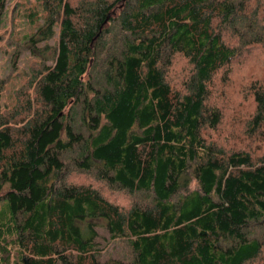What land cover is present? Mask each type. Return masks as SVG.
<instances>
[{
	"label": "trees",
	"instance_id": "obj_1",
	"mask_svg": "<svg viewBox=\"0 0 264 264\" xmlns=\"http://www.w3.org/2000/svg\"><path fill=\"white\" fill-rule=\"evenodd\" d=\"M38 1L42 24L22 40L38 59L33 98L0 115V264L261 261L264 155L252 145H264V64L243 85L215 80L238 51L225 37L264 49V0ZM53 35V51L37 46ZM175 57L187 64L180 88L168 80ZM222 126L221 144L210 138ZM73 146L75 170L125 194L127 208L68 182L60 156ZM98 226L129 262L97 261Z\"/></svg>",
	"mask_w": 264,
	"mask_h": 264
},
{
	"label": "rangeland",
	"instance_id": "obj_2",
	"mask_svg": "<svg viewBox=\"0 0 264 264\" xmlns=\"http://www.w3.org/2000/svg\"><path fill=\"white\" fill-rule=\"evenodd\" d=\"M74 1L76 0H70L71 3ZM43 18L44 13H42L38 0H5L3 13L0 18V115L5 118H10V114L12 116L17 114L18 102L22 99L19 94L22 93L23 95H27L30 99L33 98V88L28 85L31 83V76L35 73L36 69H38V59L31 55L30 49L27 48L25 45L26 43H22V40L34 35L35 31L42 24ZM260 19H262V15H260ZM108 28L113 29L114 27L108 26ZM223 40L227 44L235 46L238 51L236 57L232 60L227 69L219 73L218 78L215 80V86H220L222 76L227 77V83L230 85H234L239 81L238 85H243L247 80L256 76V70L254 69L256 67V61L264 64V49H247V47H240L239 40L236 38L225 37ZM56 41V35H53L47 40L38 43L37 46L42 48L43 45H47L49 51H53V47L56 46ZM114 41L116 42V47L119 49L121 45L120 40L115 39ZM114 47L113 42L110 41L104 50H99L96 54L98 60H106V54H111ZM50 62V60L42 61L46 66L49 65ZM186 69L187 64L185 60L175 57L167 70L170 84H174L176 88H180L179 80ZM89 73L90 74L87 76L91 86L98 90L100 88L99 84L96 83L98 72L93 71L92 68ZM31 85H33V81ZM240 89L241 88H237L236 91L239 92ZM217 96L227 101L230 98V93L219 87L217 89ZM224 101L222 102L224 103ZM31 102H34V100ZM34 107L35 104L33 109ZM76 109L78 113L80 105L76 106ZM225 116H228V113H225ZM76 125L79 126V123L77 124V118ZM223 130L224 127L222 126L219 135H215L210 139H215L222 144L224 137ZM79 133L83 135L84 138L87 137L86 130L83 127L80 129ZM232 142L233 141L227 140V147L241 149L240 146H235ZM252 150H254L256 155H264V145L262 144L252 145ZM77 152L78 147L73 146L69 151L62 153L60 156L67 170L66 178L68 182H74L77 186H90L101 191L106 199L116 202L117 206L127 208L130 201L124 196L125 194H119L116 190L113 192L108 190L102 183L95 180L91 176V173L75 170L76 167L72 164L71 159L76 157ZM132 198L136 203L141 202L140 194L135 193ZM95 232L97 236L93 239V242L96 251H98L96 258L98 262L104 263L106 260H115L127 263L132 259L126 244L121 240H110L105 227H95ZM255 235L258 236V232L255 233ZM261 254L262 260L253 262L252 264H264V249Z\"/></svg>",
	"mask_w": 264,
	"mask_h": 264
}]
</instances>
